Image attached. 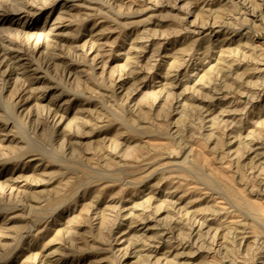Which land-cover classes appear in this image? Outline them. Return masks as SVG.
<instances>
[{"label": "rangeland", "instance_id": "1", "mask_svg": "<svg viewBox=\"0 0 264 264\" xmlns=\"http://www.w3.org/2000/svg\"><path fill=\"white\" fill-rule=\"evenodd\" d=\"M253 200L264 0H0V264H264Z\"/></svg>", "mask_w": 264, "mask_h": 264}, {"label": "bare ground", "instance_id": "2", "mask_svg": "<svg viewBox=\"0 0 264 264\" xmlns=\"http://www.w3.org/2000/svg\"><path fill=\"white\" fill-rule=\"evenodd\" d=\"M259 36H262V35H259ZM209 75V74H208ZM211 78V77H210ZM157 147V146H156ZM155 147V148H156ZM253 199V198H252ZM255 200H253V202L251 203V207H250V204H249V202L247 203V204H249V205H247V206H249L247 209H253L254 210V215H257V216H261V217H263L264 216V212L262 211V209L260 208V206L262 205L263 206V204H262V202H261V205H259L258 204V202L256 203V202H254ZM256 201H258V200H256ZM241 202V201H240ZM260 202V201H259ZM244 204V203H243ZM239 206V205H238ZM243 206H245V205H243ZM249 211V210H248ZM251 211V210H250ZM252 217V216H251ZM256 217V216H255ZM255 219V218H254Z\"/></svg>", "mask_w": 264, "mask_h": 264}]
</instances>
